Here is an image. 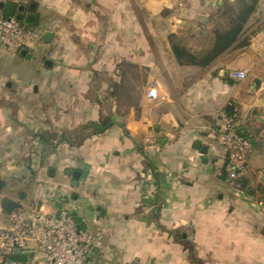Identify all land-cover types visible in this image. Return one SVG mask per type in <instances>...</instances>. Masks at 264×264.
I'll return each mask as SVG.
<instances>
[{
    "label": "crops",
    "instance_id": "crops-1",
    "mask_svg": "<svg viewBox=\"0 0 264 264\" xmlns=\"http://www.w3.org/2000/svg\"><path fill=\"white\" fill-rule=\"evenodd\" d=\"M1 2L47 21L30 58L15 55L31 63L28 79L0 77V180L25 194L17 212L37 205L85 219L98 239L88 264H264V0L245 26L248 44L205 69L180 66L168 37L200 50L192 41L209 40L219 10L234 0ZM123 64L145 68L148 80L120 121L111 90ZM223 114L252 146L234 180L217 138ZM101 119L115 124L90 135ZM42 133L82 143L50 152ZM67 171L80 172L76 185ZM38 257L28 250L14 259Z\"/></svg>",
    "mask_w": 264,
    "mask_h": 264
},
{
    "label": "built area",
    "instance_id": "built-area-1",
    "mask_svg": "<svg viewBox=\"0 0 264 264\" xmlns=\"http://www.w3.org/2000/svg\"><path fill=\"white\" fill-rule=\"evenodd\" d=\"M42 36V31L0 15V55L15 56L21 50H34ZM234 76L243 79L245 74L236 72ZM146 97L149 100L157 97L155 81L147 87ZM222 116L227 123L220 129L217 138L232 163L228 176L234 180L245 172V163L252 146L234 128V116ZM236 187H239L238 183ZM85 221L64 208L51 213L35 205L13 213L8 227L0 229V264H18L14 259L16 248L21 251L35 250L39 256L35 264H88L98 239L88 228L80 227V224L86 226ZM27 248L30 249L23 250Z\"/></svg>",
    "mask_w": 264,
    "mask_h": 264
},
{
    "label": "trees",
    "instance_id": "trees-1",
    "mask_svg": "<svg viewBox=\"0 0 264 264\" xmlns=\"http://www.w3.org/2000/svg\"><path fill=\"white\" fill-rule=\"evenodd\" d=\"M258 1L259 0H236V5L228 4L222 10H219L220 13L218 18L226 19V27L218 24L213 25L209 35L210 47L201 53L193 52L186 47L177 36L170 35L168 40L176 62L180 66L205 69L225 52L237 47L246 46L248 44V39H243L241 37L248 20L256 10ZM232 111L233 106L231 105V107H228L227 112ZM113 124L115 123L110 119H101L98 124L91 128L92 132L90 135L98 134L111 127ZM119 126L123 128L122 124H119ZM235 129L240 135L247 138L239 129ZM36 137L40 144L44 145L50 152H53L56 146L62 141H65L69 146H78L82 143V141L72 142L65 137H61L56 141L55 134L51 133L38 134Z\"/></svg>",
    "mask_w": 264,
    "mask_h": 264
},
{
    "label": "rangeland",
    "instance_id": "rangeland-1",
    "mask_svg": "<svg viewBox=\"0 0 264 264\" xmlns=\"http://www.w3.org/2000/svg\"><path fill=\"white\" fill-rule=\"evenodd\" d=\"M236 3V0H234V2H230L229 4L234 5ZM236 5V4H235ZM44 23H46V20H42ZM39 23V24H35L33 27L37 30H40L42 32H44L45 30V25L44 23ZM22 24V23H21ZM220 25V26H224L226 27V19L225 18H217L213 21V25ZM23 26H25L24 24H22ZM247 30V35L244 36L245 31L242 34L243 39H248L249 37V32H251L250 29H246ZM194 44H196L197 46L200 47V50H192L191 48H189L190 50H192L195 53H201L205 50L208 49L207 45L210 43V39H200V38H196L194 41H192ZM209 42V43H208ZM0 61L2 62L0 64V77L2 78H10L14 75L20 77L21 79H23V81L25 79H28V74H30L29 71V67L31 65L30 62L24 61L22 60L20 57L15 56L12 57L9 54H2L0 55ZM40 60V56L37 55V53H34V57L33 59H38ZM121 72H123V80L121 82H119L118 85L113 84L112 85V94L111 97L113 98V106H115V114H113L118 120H122L123 117H125L128 113V109L129 106L131 105H135L139 100H141L142 97V92H143V87L146 86L147 80H148V76H147V72L145 70V68H137L134 65L131 64H123L122 67L120 68ZM3 89L4 86H2V84L0 85V95L3 94ZM1 102L2 98H0ZM110 109V108H109ZM48 134V133H47ZM29 144H26L23 148L32 150V148H27ZM1 182V189H0V197L2 195V197H4L5 195H9V196H13V198L16 199V201L18 200V196L16 193L12 194V192L3 190V186L4 184L7 183V181H3L0 180ZM7 197V196H6ZM22 200H20L19 202H21ZM25 204V203H24ZM26 205V204H25ZM8 217H6L4 214L1 213L0 211V225L3 222L2 220H8ZM80 222V220L78 221ZM80 227L82 228H87V226H84L83 224H80ZM30 248L27 249H23V250H28Z\"/></svg>",
    "mask_w": 264,
    "mask_h": 264
},
{
    "label": "water",
    "instance_id": "water-1",
    "mask_svg": "<svg viewBox=\"0 0 264 264\" xmlns=\"http://www.w3.org/2000/svg\"><path fill=\"white\" fill-rule=\"evenodd\" d=\"M0 11L2 13L3 16L5 17H9V18H14L15 20H17L18 22L22 23V24H30V25H35V17L34 15H27L25 13V8L24 6H17L14 3H0ZM48 35L49 33H45L44 34V40H48ZM19 54L21 56H25L26 58H30V54H27V52L25 50H21L19 52ZM197 148H200L199 144H196ZM202 151H204V148H201ZM67 174L70 175L73 178V182L74 185H76L79 176H80V172L79 171H73V172H69L67 171ZM0 189H1V182H0ZM25 198V194L24 193H20V195L18 196V200H23ZM19 201L13 200L9 197H1L0 198V211L2 214H4L5 216H10L13 213L17 212L18 210H20L22 208L21 204ZM184 239H186V236H183ZM191 239V237H190ZM21 252V250L19 248H16L14 250L15 254H19ZM95 252V250H94Z\"/></svg>",
    "mask_w": 264,
    "mask_h": 264
}]
</instances>
